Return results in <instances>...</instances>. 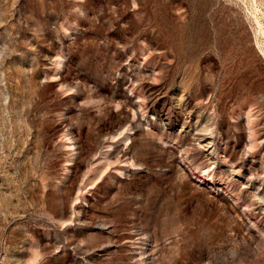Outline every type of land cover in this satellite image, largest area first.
I'll return each mask as SVG.
<instances>
[{"label": "rangeland", "instance_id": "rangeland-1", "mask_svg": "<svg viewBox=\"0 0 264 264\" xmlns=\"http://www.w3.org/2000/svg\"><path fill=\"white\" fill-rule=\"evenodd\" d=\"M263 12L0 0V264H264Z\"/></svg>", "mask_w": 264, "mask_h": 264}, {"label": "bare ground", "instance_id": "bare-ground-1", "mask_svg": "<svg viewBox=\"0 0 264 264\" xmlns=\"http://www.w3.org/2000/svg\"><path fill=\"white\" fill-rule=\"evenodd\" d=\"M257 2V1H256ZM251 11V10H250ZM257 11V10H256ZM264 13V12H263ZM254 20V19H253ZM255 20H256V23H257V31L258 33L260 34L261 38L264 40V23L263 21L260 19V17L256 14L255 16ZM259 39V38H258ZM258 41V40H257ZM262 41V40H261ZM261 45V43H260ZM259 45V46H260ZM263 49V48H261Z\"/></svg>", "mask_w": 264, "mask_h": 264}]
</instances>
